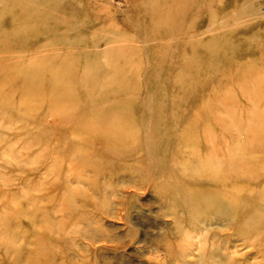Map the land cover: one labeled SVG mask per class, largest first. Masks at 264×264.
Here are the masks:
<instances>
[{"label":"rangeland","instance_id":"1","mask_svg":"<svg viewBox=\"0 0 264 264\" xmlns=\"http://www.w3.org/2000/svg\"><path fill=\"white\" fill-rule=\"evenodd\" d=\"M200 1L0 0V264H264V0Z\"/></svg>","mask_w":264,"mask_h":264},{"label":"bare ground","instance_id":"2","mask_svg":"<svg viewBox=\"0 0 264 264\" xmlns=\"http://www.w3.org/2000/svg\"><path fill=\"white\" fill-rule=\"evenodd\" d=\"M147 1H148V3H149V0H147ZM137 2H138V0H137ZM160 2H161V1H160ZM171 2H172V1H171ZM201 2H202V0L200 1V3H201ZM204 2L206 3V0H205ZM209 2H210V1H209ZM138 3H139V2H138ZM138 3H137V4H138ZM167 3H168V1H167ZM181 3H183V2H181ZM189 3H190V1H189ZM212 3H213V1H212ZM184 4H185V3H184ZM187 4H188V3H187ZM197 4H198V3H197ZM201 4H202V3H201ZM213 4H214V3H213ZM147 5H148V4H147ZM153 5H154V4H153ZM165 5H166V4H163V6H165ZM204 5H205V4H204ZM210 5H211V4H210ZM149 6H151V5H149ZM149 6H148V7H149ZM155 6H156V5H155ZM159 6L161 7V10H162V6H161V5H159ZM172 6H173V5H172ZM184 6H185V5H184ZM187 6H188V5H187ZM199 6H200V4H199ZM153 7H154V6H153ZM157 7H158V6H157ZM165 7H166V6H165ZM165 7H164V9H166ZM174 7H175V6H174ZM180 7H181V6L179 5V8H178V9H181ZM189 7H190V6H189ZM172 8H173V7H172ZM202 8H205V6L202 7ZM206 8H207V7H206ZM206 8H205V10H207ZM236 8H237V7H236ZM236 8H235V10L237 11ZM176 9H177V8H176ZM196 9H197V8H196ZM209 9H211V8L209 7ZM239 9H240V8H239ZM239 9H238V10H239ZM154 10H156V9H154ZM158 10H159V8H158ZM166 10H169V9H166ZM189 10H190V8H189ZM189 10H188V11H189ZM194 10H195V9H194ZM194 10H193V12H194ZM202 10H203V9H202ZM235 10H234V11H235ZM144 11H145V9H144ZM150 11H151V8H150ZM179 11H180V10H179ZM186 11H187V10H186ZM239 11H240V10H239ZM241 11H242V10H241ZM241 11H240V12H241ZM157 12H158V11H156V14H157ZM180 12H181V11H180ZM197 12H198V11H197ZM240 12H238V14H239ZM140 13H141V12H140ZM159 13H160V12H159ZM161 13H162V12H161ZM170 13H171V12H170ZM170 13H169V14H170ZM175 13H177V10H176ZM227 13H228V12H227ZM152 14H153V13H151V15H152ZM154 14H155V12H154ZM162 14H163V13H162ZM162 14H161V17H160V18H162V16H163ZM172 14H173V13H172ZM172 14H171V15H172ZM177 14H179V12H178ZM190 14H191V13H190ZM193 14H194V13H193ZM210 14H211V13H210ZM213 14H214V12H213ZM255 14H256V13H255ZM157 15H160V14H157ZM184 15H185V14H184ZM187 15H188V14H187ZM187 15H186V16H187ZM198 15H199V14H198ZM177 16H179V15H177ZM186 16H185V17H186ZM192 16H193V15H192ZM194 16H195V14H194ZM196 16H197V13H196ZM147 17H148V16H147ZM154 17H156V16L154 15ZM157 17H158V16H157ZM172 17H173V16H172ZM179 17H180V16H179ZM185 17H184V18H185ZM211 17H212V16H211ZM214 17H215V16H214ZM150 18H151V17H150ZM160 18H159V19H160ZM166 18H167V17H166ZM151 19H152V18H151ZM154 19H155V18H154ZM154 19H153V20H154ZM156 19H157V18H156ZM190 19H191V18H190ZM151 21H152V20H151ZM161 21H162V20H161ZM154 22H155V21H154ZM154 22H153V23H154ZM156 22H157V21H156ZM152 26H153V25H152ZM176 26H177V25H176ZM174 27H175V26H174ZM174 27H173V28H174ZM212 27H213V26H212ZM212 27H211V28H212ZM163 29H164V28H163ZM176 29H177V28H176ZM209 29H210V28H209ZM155 30H156V29H155ZM161 30H162V29H161ZM174 30H175V28H174ZM177 30L179 31V29H177ZM177 30H176V32H178ZM164 31H165V29H164ZM164 31H163V32H164ZM204 31H205V30H204ZM153 32H155V31H154V28H153ZM168 32H169V31H168ZM173 32H174V31H173ZM170 33H172V32H170ZM154 34H155V33H154ZM163 34H164V33H163ZM173 34H174V33H173ZM175 34H177V33H175ZM198 34H199V33H198ZM170 36H171V34H170ZM192 36H193V35H192ZM192 36H191V37H192ZM198 36H199V35H198ZM211 36H212V35H211ZM166 37H167V36H166ZM194 37L196 38V36H194ZM194 37H193V38H194ZM189 38H190V37H189ZM195 38H194V39H195ZM187 39H188V38H187ZM187 39H186V40H187ZM190 39H191V38H190ZM190 39H189V40H190ZM194 39H193V40H194ZM225 40H226V39H225ZM184 41H185V40H184ZM190 41H191V40H190ZM200 41H201V40H200ZM191 42H194V41H191ZM191 42H190V43H191ZM198 42H199V41H198ZM219 42H220V41H219ZM194 43H195V42H194ZM203 43H204V41H203ZM183 44H184V43H183ZM200 45H201V44H200ZM203 45H204V44H203ZM196 46H197V45H196ZM169 49H170V48H169ZM173 49H174V48H173ZM193 50H194V49H193ZM164 51H165V50H164ZM168 52H169V51H168ZM161 61H162V60H161Z\"/></svg>","mask_w":264,"mask_h":264}]
</instances>
